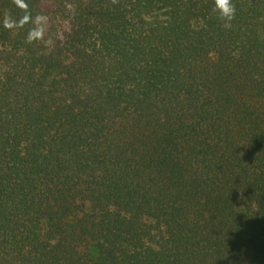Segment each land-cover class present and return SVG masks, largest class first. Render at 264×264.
I'll use <instances>...</instances> for the list:
<instances>
[{
    "label": "trees",
    "instance_id": "16d2710c",
    "mask_svg": "<svg viewBox=\"0 0 264 264\" xmlns=\"http://www.w3.org/2000/svg\"><path fill=\"white\" fill-rule=\"evenodd\" d=\"M0 0V264H264V0Z\"/></svg>",
    "mask_w": 264,
    "mask_h": 264
},
{
    "label": "clouds",
    "instance_id": "9594fccd",
    "mask_svg": "<svg viewBox=\"0 0 264 264\" xmlns=\"http://www.w3.org/2000/svg\"><path fill=\"white\" fill-rule=\"evenodd\" d=\"M13 4L24 12V15L18 20L13 19L7 11L4 13L3 26L8 30L23 29L26 25L31 24L25 37L27 44L43 43L49 46L53 43L51 39H46L48 31V17L43 14L32 16L26 0H12ZM116 3V0H112ZM213 11L219 14L225 29H230L232 22L236 17V7L232 0H214Z\"/></svg>",
    "mask_w": 264,
    "mask_h": 264
}]
</instances>
